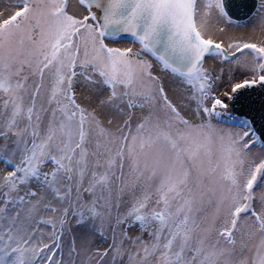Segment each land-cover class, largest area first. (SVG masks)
<instances>
[{"label":"snow or ice","instance_id":"obj_1","mask_svg":"<svg viewBox=\"0 0 264 264\" xmlns=\"http://www.w3.org/2000/svg\"><path fill=\"white\" fill-rule=\"evenodd\" d=\"M0 264H264V0H0Z\"/></svg>","mask_w":264,"mask_h":264},{"label":"water","instance_id":"obj_2","mask_svg":"<svg viewBox=\"0 0 264 264\" xmlns=\"http://www.w3.org/2000/svg\"><path fill=\"white\" fill-rule=\"evenodd\" d=\"M242 2V0H234V3L235 4H240ZM246 2H249L250 3V0H246ZM241 15H242V13H241Z\"/></svg>","mask_w":264,"mask_h":264}]
</instances>
